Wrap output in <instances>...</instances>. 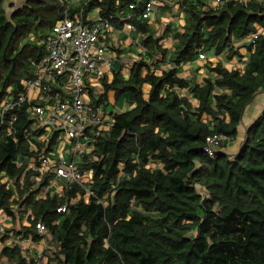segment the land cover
Here are the masks:
<instances>
[{"label": "trees", "instance_id": "1", "mask_svg": "<svg viewBox=\"0 0 264 264\" xmlns=\"http://www.w3.org/2000/svg\"><path fill=\"white\" fill-rule=\"evenodd\" d=\"M6 1L0 102L36 76L43 40L67 9L83 8L86 16L98 8L114 27L129 23L148 35L128 73L104 77V93L93 98L102 103L109 89L116 98L130 94L128 108L112 110L111 127L79 156V168L92 173L85 184L59 178L60 190L46 189L55 173L38 167L47 141L30 128L31 104L7 112L17 117L0 126V218L27 223L0 233V264H38L16 235L31 243L46 238L42 264H264V109L235 154L224 140L214 155L205 149L210 135L239 136L245 109L264 85V0H177L183 29L167 24L159 33L144 16L149 0H23L10 13ZM200 54L225 59L206 60L201 80L182 75L179 68ZM244 56L242 68L227 66ZM166 60L171 65L162 67Z\"/></svg>", "mask_w": 264, "mask_h": 264}, {"label": "built area", "instance_id": "2", "mask_svg": "<svg viewBox=\"0 0 264 264\" xmlns=\"http://www.w3.org/2000/svg\"><path fill=\"white\" fill-rule=\"evenodd\" d=\"M174 1L149 0L144 11L145 18L150 17L158 2ZM221 1L214 0V4ZM84 15L83 8L74 14L69 9L65 11L43 40L47 51L37 63L36 76L24 80L23 88L18 92L9 88L0 102V126L8 119L11 125L16 120L15 113L10 118L7 117L8 111L24 103L31 104L29 109L33 120L30 128L37 132V140L47 141L38 167L55 173V179L51 180V185L46 189L56 186L59 178L67 184L88 182L92 173L79 168L78 158L102 129L111 127L110 114L103 103L93 101L91 91L94 81L105 75V66L109 63L106 57L108 48L102 37L114 25L99 13L97 16ZM127 26L134 28L129 23ZM256 36L257 33H254L251 40ZM199 56L205 58L207 55ZM223 138L218 133L208 136L205 149L214 155ZM29 164L37 167L36 158H29ZM90 193L92 191L87 189V196ZM65 209V206L58 208L59 211ZM37 228L43 234L46 232V226L42 222L37 223ZM7 229V223L0 220V233H7ZM11 237L23 246L31 244L29 237ZM43 257V250L37 249L35 258L38 264L43 263Z\"/></svg>", "mask_w": 264, "mask_h": 264}, {"label": "crops", "instance_id": "3", "mask_svg": "<svg viewBox=\"0 0 264 264\" xmlns=\"http://www.w3.org/2000/svg\"><path fill=\"white\" fill-rule=\"evenodd\" d=\"M164 6L170 7L168 9H165ZM98 13L99 9L96 8L92 12V15L97 16ZM149 22L152 23L155 31L159 33L162 29H164L165 25L167 24H169L173 28H178L182 30L185 20L182 16L181 10L179 9L177 0H175L173 3L158 2L155 5V8L150 13ZM147 35V33H142L140 31L138 32V30H136L135 28H129L127 25H124V27L120 29L114 27L112 29L106 30L104 36L102 37V40L105 41V43L107 44L108 49L106 51V57L109 63L105 66L104 77H106L110 81L113 79L115 71L123 70V72L128 73L133 62L139 59L145 51V45L143 43V40ZM165 45L170 48L173 46L172 37L168 36L166 38ZM241 51L246 52V48L241 47ZM145 58L146 60L149 59L147 55L145 56ZM220 59H225V56L216 54H210L205 58H201L199 56L194 61L182 65L179 68V71L182 75L186 77H191L193 73H196V75H198V78L201 80L203 76L208 74L207 67L205 66V61L208 60L213 64H216ZM246 60L247 56H244L241 60L237 57H234L231 60L226 61V64L230 68H242ZM160 65L162 67L170 66L171 63L166 60L162 61ZM104 77L100 80L94 81L95 84H92V98L98 99L99 96L104 93ZM148 87L149 85H146V89H148ZM129 96L130 94L129 92H127L126 94H122L119 98H116V91L114 89H109L107 91V99L102 103L104 104L106 109L109 110L107 112L110 114L112 109L110 110V108L108 107L109 102H112L116 106V109L114 108L113 111H121L125 108V103H128ZM263 109L264 85L256 92L252 102L249 103L245 109L242 121L239 125V129L241 130L239 136L235 139H229L225 137L224 143H226V150L229 153L235 154L239 150L242 141L244 140L245 129L248 128L249 125L255 121V119L260 115ZM53 186L57 190L61 189V183L58 181L57 185ZM0 220H4L7 223L8 227H12L14 223H17V225L27 223L25 219H17L14 221L7 214H3ZM46 246L47 240L45 237H43L39 242L31 243L30 245L25 246V248L29 250L30 254H34L37 249H42Z\"/></svg>", "mask_w": 264, "mask_h": 264}, {"label": "rangeland", "instance_id": "4", "mask_svg": "<svg viewBox=\"0 0 264 264\" xmlns=\"http://www.w3.org/2000/svg\"><path fill=\"white\" fill-rule=\"evenodd\" d=\"M23 2V0H7L6 1V3H5V5H6V8H7V10H8V12L10 13L11 12V10H12V5H15V6H18V5H20L21 3ZM127 92H125V93H123V94H126ZM125 103V102H124ZM108 107L110 108V110L112 109H116V106L112 103V102H109L108 103ZM124 109H126V108H128V103H125V105H124ZM107 111H109L108 109H107ZM108 116H109V114H108ZM225 138H223V140H224ZM53 246H55L54 244H53Z\"/></svg>", "mask_w": 264, "mask_h": 264}]
</instances>
